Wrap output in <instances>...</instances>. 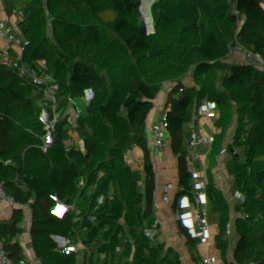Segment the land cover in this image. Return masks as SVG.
Segmentation results:
<instances>
[{
    "label": "trees",
    "instance_id": "1",
    "mask_svg": "<svg viewBox=\"0 0 264 264\" xmlns=\"http://www.w3.org/2000/svg\"><path fill=\"white\" fill-rule=\"evenodd\" d=\"M141 5L123 37V3L72 11L54 4L46 14L43 104L4 123L11 103L31 100L36 84L25 68L28 20L0 3V207L18 217L16 264H107L127 216V264L156 260L164 236L176 239L175 264H245L243 257L264 264V166L251 177L261 191L250 190L222 142L231 118L264 138V86L256 83L264 78V0ZM135 50L198 96L192 132L174 95L142 69ZM116 92L122 116L110 139L109 167L101 131ZM198 179L239 209L210 197L191 200L188 188ZM144 211L153 219L143 218ZM243 212L254 218V240L239 250ZM3 220L0 245L12 244ZM47 222L52 228L32 256L25 232H43Z\"/></svg>",
    "mask_w": 264,
    "mask_h": 264
},
{
    "label": "crops",
    "instance_id": "2",
    "mask_svg": "<svg viewBox=\"0 0 264 264\" xmlns=\"http://www.w3.org/2000/svg\"><path fill=\"white\" fill-rule=\"evenodd\" d=\"M127 0H0L2 7L9 14H16L18 16H26L38 12L48 14L54 4L58 6L60 11H72V10H95L107 5H113L116 3H124ZM16 5L21 8L20 12H16ZM41 45L34 44L31 47L30 52L27 54L25 68L27 69L31 79L36 84L35 95L30 98L31 101H36L40 98L42 92V86L46 72V61L41 57ZM126 51V50H125ZM138 51V50H135ZM136 54V53H135ZM151 89L144 90V94L150 95ZM184 118L185 126L188 132H192L198 121V112L195 110L191 100L183 94L174 95ZM26 109L25 104L18 105L12 117L19 116ZM112 114L113 119L120 120L122 116V108H116L115 105L109 109L107 114ZM222 142L226 147L227 154L231 159H234L242 168L245 177H252L254 171L264 166V138L256 133H253L249 127L242 125L237 118H231L225 127ZM101 147L104 153L110 150V135L105 133L102 135ZM3 196V194H1ZM239 217L244 221V216L239 214ZM143 218L146 220L153 219L149 211L142 213ZM132 220L131 216L124 217L118 230L114 234V242L109 248L106 255V263L109 264L111 260L121 253L124 248V238L127 231V226ZM165 237V236H164ZM242 237V236H241ZM162 239V238H161ZM243 239L240 241L242 244ZM241 248H239L240 250ZM178 250L177 245L170 247H160L157 245V264H175L174 256ZM240 254V253H239ZM243 256V252H241ZM245 264H249L243 257ZM191 264H194L192 262Z\"/></svg>",
    "mask_w": 264,
    "mask_h": 264
},
{
    "label": "built area",
    "instance_id": "3",
    "mask_svg": "<svg viewBox=\"0 0 264 264\" xmlns=\"http://www.w3.org/2000/svg\"><path fill=\"white\" fill-rule=\"evenodd\" d=\"M20 0H17V2ZM124 15L126 19V30L123 32V37L128 34L127 30L133 26L139 17L142 5L141 0H127L124 3ZM21 8L19 5H16V12H20ZM13 15V14H12ZM14 16H17L20 19L27 18L29 23V30L25 37V42L23 44V50L28 54L31 50V47L34 44H40V50H41V57L44 61H47V47L48 43L46 41L45 33L48 26V21L45 13L38 12L30 15L18 16L14 14ZM126 47L128 46L127 43L124 42ZM140 63V61H139ZM146 65H144L143 69L146 72L152 73L155 78L158 80L159 83L164 84L173 95L176 94H183L186 97H188L191 100V103L194 105L195 110L198 112V121L200 119V109H199V99L198 96L188 87L186 81L184 79L172 76L168 73L162 72V71H154L151 68V59L146 60ZM142 64V61H141ZM15 81L17 79H14ZM257 85L264 86V78L256 81ZM36 90L34 89L32 94L35 95ZM25 104V106H30L31 108L34 106H39L43 104V100L41 98L37 99L36 101L27 100L25 98H16L6 111L3 122H7L9 119H11L13 112L15 108L20 104ZM121 101L119 100L118 92L108 100V104L105 107L106 111L109 112V109L114 105L121 106ZM108 116V115H107ZM119 121L120 120H112L109 121L106 126L102 128L101 133H109L110 139L113 137V135L117 132L119 127ZM106 157V163L109 167L113 166V159L111 150L106 151L105 153ZM247 179V186L250 190H256L261 191L260 187H258L256 184L252 182L251 177H246ZM264 182V181H263ZM187 195L191 200L200 201L203 198L210 197L214 198L217 201H220L228 206L233 207L235 210H238V206L235 205L230 199L226 198L221 191H219L216 188H212L208 185H206L202 180H196L194 181L190 187L188 188ZM6 209V211H4ZM9 208L7 207H0V217H2L3 225L5 228H8V233L12 236V244H10L7 241H3L0 245V255L3 258L4 264H16V257L19 252V245L15 242V235H16V229L15 226L18 223V217L16 215L10 214ZM244 214V229H243V242L240 245L241 249L245 248V244L249 243L254 240L253 237V226H254V218L251 214L243 212ZM52 228V225L50 222H47L45 224V227L43 229V232L45 234H48ZM176 245V239L173 236H165L159 241L160 247H170ZM29 253L34 256L35 252L32 249L28 250ZM150 264H157L156 260L153 258L149 259ZM109 264H127V257L125 254L124 249L121 251L119 256L113 258Z\"/></svg>",
    "mask_w": 264,
    "mask_h": 264
},
{
    "label": "rangeland",
    "instance_id": "4",
    "mask_svg": "<svg viewBox=\"0 0 264 264\" xmlns=\"http://www.w3.org/2000/svg\"><path fill=\"white\" fill-rule=\"evenodd\" d=\"M124 46H126V45L124 44ZM135 53H136V56H137L138 60L140 61V65H141V67L143 69L144 65L147 64L146 63V60H148L147 57H150V56L147 53L142 52L140 50L139 51H135ZM141 61H142V64H141ZM115 107L118 108V109H120V106L119 105H115ZM106 113H108V111H106ZM107 115H108V117L110 119L109 121L117 120V119H113V115L111 113L110 114H107ZM253 133H255V132L253 131ZM4 211H6V209H4ZM6 213H7V211H6ZM8 213L11 214V210H9ZM17 224L15 226V229H16L15 238L18 236V234L20 232V230H18ZM3 229L5 231H8V228L3 227ZM21 231L23 233V230H21ZM25 234H26V241H25L24 246L25 247L28 246L29 249H32L35 252L37 246L42 245V243H43L44 232H40V233H37L36 232V233H34V232H31V231H29V232L26 231Z\"/></svg>",
    "mask_w": 264,
    "mask_h": 264
},
{
    "label": "water",
    "instance_id": "5",
    "mask_svg": "<svg viewBox=\"0 0 264 264\" xmlns=\"http://www.w3.org/2000/svg\"><path fill=\"white\" fill-rule=\"evenodd\" d=\"M227 124H228V123H225L224 126L226 127ZM120 149H122V148H120ZM117 188H119V185H117V186H110V187H109V190H116Z\"/></svg>",
    "mask_w": 264,
    "mask_h": 264
}]
</instances>
